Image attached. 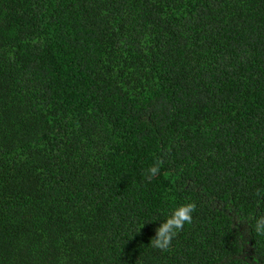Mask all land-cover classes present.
<instances>
[{
  "label": "trees",
  "instance_id": "1",
  "mask_svg": "<svg viewBox=\"0 0 264 264\" xmlns=\"http://www.w3.org/2000/svg\"><path fill=\"white\" fill-rule=\"evenodd\" d=\"M261 233L264 0H0V264H264Z\"/></svg>",
  "mask_w": 264,
  "mask_h": 264
},
{
  "label": "clouds",
  "instance_id": "2",
  "mask_svg": "<svg viewBox=\"0 0 264 264\" xmlns=\"http://www.w3.org/2000/svg\"><path fill=\"white\" fill-rule=\"evenodd\" d=\"M161 161H157L147 169V174L150 177H156L160 172ZM259 191L257 195H259ZM195 209L194 203L182 204L172 212V214L164 220L156 229L152 245L157 248L165 249L170 246L173 237L180 231L186 222L192 219V212ZM264 235V233H261Z\"/></svg>",
  "mask_w": 264,
  "mask_h": 264
}]
</instances>
